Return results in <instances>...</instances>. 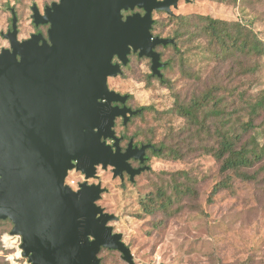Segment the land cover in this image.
Listing matches in <instances>:
<instances>
[{"label":"water","instance_id":"water-1","mask_svg":"<svg viewBox=\"0 0 264 264\" xmlns=\"http://www.w3.org/2000/svg\"><path fill=\"white\" fill-rule=\"evenodd\" d=\"M179 1L60 0L44 14L34 4V24H50L47 39L19 40L11 9L12 28L3 33L10 48L0 52V220L13 223L30 264H100L102 249L134 264L110 224L117 216L98 204L102 184L74 190L65 181L70 170L96 178L98 166L131 181L149 170L130 160L144 162L152 145L131 139L122 150L115 130L117 118L127 125L141 109L127 106L129 94L112 90L108 79L122 74L131 53L149 58L152 74L163 77L157 47L174 40L153 34V14L174 15Z\"/></svg>","mask_w":264,"mask_h":264},{"label":"rangeland","instance_id":"rangeland-1","mask_svg":"<svg viewBox=\"0 0 264 264\" xmlns=\"http://www.w3.org/2000/svg\"><path fill=\"white\" fill-rule=\"evenodd\" d=\"M47 1L51 0H0V49L10 47L3 33L11 28V9L18 16V37L24 40L36 32L31 6L36 2L42 9ZM172 10L174 15L154 12V35L172 37L180 26V21L173 19L178 15H206L228 22L239 21L264 41V0H180L179 6ZM201 26L198 21L182 25L185 35L178 41L180 50L157 47L162 61L171 62L161 70L170 83H162L152 74L151 60L137 54L129 56L122 74L108 79L112 90L129 94L128 105L133 109L151 107L132 116L125 128L117 120L118 135L122 132L128 137L137 135V142L155 136L153 141L159 144L167 138V126L181 127L187 123L172 111L175 103H189L213 85L221 87L219 95L224 100L219 107L228 118L232 116L237 122L249 120L248 103L264 95V55L255 60L242 59L241 53L233 58L227 54L228 58L224 54L217 56L209 39L200 32ZM251 67L255 68L253 73ZM207 121L214 130L218 117L212 115ZM255 123L256 130L245 135L243 142L253 136L262 145L264 110ZM147 154L150 168L134 181L126 175L123 180L115 178L111 167L99 170L106 190L98 204L117 216L110 224L114 231L123 234L134 264H264V159L250 170L258 173L256 181L235 178L231 188L212 194L224 176L219 173V163L203 152L197 140L191 143L182 160L158 158L150 151ZM180 171L189 174L192 192L176 200L166 212L147 213L143 207L150 193ZM68 178L84 182L76 171H71ZM12 228L10 220H0V264H30L23 255L17 257V235L12 241L6 236ZM100 258V264H129L116 250L102 249Z\"/></svg>","mask_w":264,"mask_h":264},{"label":"trees","instance_id":"trees-1","mask_svg":"<svg viewBox=\"0 0 264 264\" xmlns=\"http://www.w3.org/2000/svg\"><path fill=\"white\" fill-rule=\"evenodd\" d=\"M176 18L180 21V26L172 37H168L173 39L174 43L163 47L170 46L179 49L177 47L178 41L185 35L182 31V25H189L191 22L198 21L202 24L200 32L209 39L217 56L224 54L227 58V55L233 58L238 57L236 54L241 53L242 59L255 60L264 55V41L253 29L247 28L239 21L228 22L206 15H178L173 17V19ZM153 30L154 27L152 32ZM158 52L161 54L162 60V53ZM133 54L136 53L131 55ZM163 62L166 63L165 68L171 65L170 61ZM249 70L253 73L255 68L251 67ZM160 80L162 83H170L164 79V74ZM220 90L219 85H213L201 97H193L189 103L177 101L172 111L179 117L185 118L187 123L181 127L167 126V138L159 144L153 141L154 135V137H147L145 140L137 142L135 141L137 135L128 137L126 132H122L124 144L131 138L137 145H152V148L147 149V151H150L155 157L182 160L188 154L191 143H195L197 140L203 152L216 159L219 163V173L224 176L223 180L215 185L212 194H216L221 189L231 188L235 178H240L243 181H256L258 173L250 172V170L264 159V143L259 144L257 138L253 136H250V140L245 142H243V138L257 128L255 122L264 110V95L258 100H251L248 103L249 120L237 122L233 121L232 116L228 118L224 109L219 107L224 100L219 95ZM139 109L143 112L151 109V107L145 106ZM212 115L218 117V123L214 130L207 121L208 117ZM122 126L125 128V125L122 124ZM194 126L196 129H193ZM149 159L148 156V161ZM167 180L158 184L155 191L148 196L143 207L147 213H153L156 210L166 212L176 200L190 194L193 190V181L186 171L177 172L173 174V178Z\"/></svg>","mask_w":264,"mask_h":264},{"label":"flooded vegetation","instance_id":"flooded-vegetation-1","mask_svg":"<svg viewBox=\"0 0 264 264\" xmlns=\"http://www.w3.org/2000/svg\"><path fill=\"white\" fill-rule=\"evenodd\" d=\"M54 2H60V0H51V1H47V2H45V3H43L42 4V9H40V7H39V5L36 3V2H34L33 3V5L34 4H36L37 5V7L39 8V10H40V13L41 14H44L45 13V10H46V8H48V7H51L52 6V4L54 3ZM33 5L31 6V10H32V7H33ZM137 11H140V12H144L143 10H139V9H136L135 10V12H137ZM129 12V13H128ZM128 12H126L125 14L127 15V14H131V13H133V12H130V11H128ZM32 14H33V11H32ZM31 17H32V15H31ZM32 21H33V25H34V27H35V29H36V32H34V33H32V34H37V33H42V35L44 36V38L45 39H47L48 38V35H47V33H48V29H49V27H50V24H40V25H35L34 24V20H33V18H32ZM11 28H12V22H11ZM11 28L9 29V30H11ZM9 30H8V32H9ZM18 34H19V31H18ZM31 34V35H32ZM31 35H30V37H31ZM4 36V35H3ZM5 37V36H4ZM29 37V38H30ZM29 38H27V39H29ZM7 39V38H6ZM8 40V39H7ZM20 40V39H19ZM25 40V39H24ZM10 43V42H9ZM10 48V47H9ZM2 49L3 48H1L0 49V52L2 51ZM132 54V53H131ZM130 54V55H131ZM137 54V53H136ZM113 62L114 63H116V62H119V59H118V57L117 56H115V58L113 59ZM163 62V61H162ZM123 67V66H122ZM161 70H162V68H161ZM162 72V71H161ZM119 76V75H118ZM119 105L120 106H122V104H120L119 103ZM127 106H129L128 105V101H127ZM130 107V106H129ZM132 108V107H131ZM133 109V108H132ZM133 110H136V109H133ZM117 120H120L121 122H122V124H123V117H119V118H117L116 119V124H117ZM124 125V124H123ZM117 134V133H116ZM117 136L119 137V136H121V137H123L121 134L120 135H118L117 134ZM131 141V138L127 141V143L126 144H124V143H122L123 142V138H122V140H121V146H122V150H125L127 147H128V144H129V142ZM110 143H112L113 141H109ZM133 145L134 146H137V147H142L143 145H137L136 143H134V141H133ZM152 147H150V148H148V149H151ZM145 156H146V159L144 160V162H140V160H135V159H131L130 160V162H131V164H132V166L133 167H135V168H139V167H142V166H148L147 165V162H148V156H147V149H146V153H145ZM136 163V164H135ZM103 169V170H106V169H104L103 167H101V166H98L97 167V177L96 178H92V179H86L85 178V175H83L81 172H78V173H80L82 176H83V180H84V182L85 181H87L89 184H97V183H101V179H100V175H99V170L100 169ZM108 169V168H107ZM112 169V168H111ZM71 171H75V170H70L69 171V173H68V176H67V178H66V180L68 179V177H69V175H70V173H71ZM77 172V171H76ZM113 172V171H112ZM127 176L129 179H130V175L128 174V173H124V176ZM117 177H119V176H117ZM124 179V178H123ZM122 179V180H123ZM93 180V181H92ZM96 182V183H95ZM65 183H66V181H65ZM102 184V183H101ZM73 189V188H72Z\"/></svg>","mask_w":264,"mask_h":264},{"label":"built area","instance_id":"built-area-1","mask_svg":"<svg viewBox=\"0 0 264 264\" xmlns=\"http://www.w3.org/2000/svg\"><path fill=\"white\" fill-rule=\"evenodd\" d=\"M81 183V181L80 180H77L76 178H68L67 180H66V184L68 185V186H70L71 188H73L74 190H77L78 188H79V184ZM6 236H8L10 239H11V241L13 240V237L15 236V235H12V234H8V235H6ZM5 236V237H6ZM17 237H18V241L16 242V247H17V249H18V255H17V257H20V256H22L23 254H22V248H21V243H22V239H21V237L19 236V235H17ZM5 242L7 243V241L5 240ZM7 245H9L8 243H7ZM14 245V244H13ZM10 246H12V245H10Z\"/></svg>","mask_w":264,"mask_h":264}]
</instances>
